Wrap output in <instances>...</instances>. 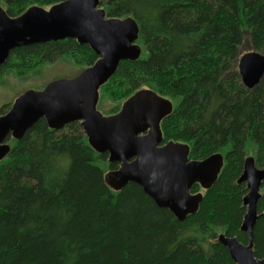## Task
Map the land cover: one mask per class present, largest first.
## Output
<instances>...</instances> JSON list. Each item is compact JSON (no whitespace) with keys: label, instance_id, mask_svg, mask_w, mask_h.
I'll use <instances>...</instances> for the list:
<instances>
[{"label":"trees","instance_id":"obj_1","mask_svg":"<svg viewBox=\"0 0 264 264\" xmlns=\"http://www.w3.org/2000/svg\"><path fill=\"white\" fill-rule=\"evenodd\" d=\"M62 1L0 0V7L16 18ZM99 8L135 22L140 56L118 64L96 110L115 114L137 90H151L172 106L159 124L162 143L187 145L190 160L218 153L222 168L209 189L192 186L202 199L180 222L134 183L109 188L104 175L118 165L91 148L80 122L54 130L40 119L20 139L7 138L0 162V264H235L218 237L247 243L240 230L247 189L237 179L247 157L264 169V75L249 90L237 62L264 53V0H99ZM97 60L73 39L24 46L0 66V80L28 83L57 61L80 73ZM257 210L252 243L261 259L264 182Z\"/></svg>","mask_w":264,"mask_h":264},{"label":"water","instance_id":"obj_2","mask_svg":"<svg viewBox=\"0 0 264 264\" xmlns=\"http://www.w3.org/2000/svg\"><path fill=\"white\" fill-rule=\"evenodd\" d=\"M138 29L131 18L111 19L99 8V0H64L49 9L29 7L22 15L9 18L0 7V66L13 49L73 39L88 45L98 60L74 78H60L41 90H27L0 115V161L10 147L7 138L20 139L38 120L59 130L80 122L91 148L107 154L117 169L104 179L109 188L121 190L128 183L138 185L158 208L167 209L177 221L194 215L202 196L191 194L194 184L209 189L222 168L223 157L216 153L203 160H190L189 148L180 143H162L160 121L171 112L170 101L148 89L137 90L113 115L102 116L95 108L98 89L115 73L123 60H136ZM237 70L241 84L251 90L264 75V55L249 51L240 56ZM264 169L247 157L238 184H245V214L240 230L248 237L241 244L234 237L220 235L235 264H264L253 255L252 232L258 219L259 191Z\"/></svg>","mask_w":264,"mask_h":264},{"label":"rangeland","instance_id":"obj_3","mask_svg":"<svg viewBox=\"0 0 264 264\" xmlns=\"http://www.w3.org/2000/svg\"><path fill=\"white\" fill-rule=\"evenodd\" d=\"M78 74V68L57 61L47 64L39 77L29 78L27 76L26 80H29L28 83H22V81H19L11 75L2 77L0 80V82H2V84H0V115L5 114L14 100L27 90H37L50 81L60 78H74ZM99 110L102 113L101 108H99ZM263 182L264 180L262 183Z\"/></svg>","mask_w":264,"mask_h":264},{"label":"bare ground","instance_id":"obj_4","mask_svg":"<svg viewBox=\"0 0 264 264\" xmlns=\"http://www.w3.org/2000/svg\"><path fill=\"white\" fill-rule=\"evenodd\" d=\"M255 151V150H254ZM1 162V161H0ZM202 196V195H201Z\"/></svg>","mask_w":264,"mask_h":264}]
</instances>
